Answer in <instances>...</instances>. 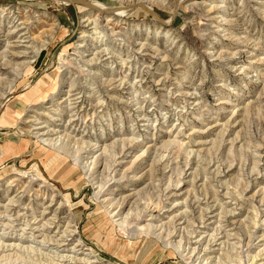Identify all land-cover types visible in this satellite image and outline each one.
Returning a JSON list of instances; mask_svg holds the SVG:
<instances>
[{
  "label": "rangeland",
  "instance_id": "rangeland-1",
  "mask_svg": "<svg viewBox=\"0 0 264 264\" xmlns=\"http://www.w3.org/2000/svg\"><path fill=\"white\" fill-rule=\"evenodd\" d=\"M263 238L264 0H0V264H264Z\"/></svg>",
  "mask_w": 264,
  "mask_h": 264
},
{
  "label": "bare ground",
  "instance_id": "bare-ground-1",
  "mask_svg": "<svg viewBox=\"0 0 264 264\" xmlns=\"http://www.w3.org/2000/svg\"><path fill=\"white\" fill-rule=\"evenodd\" d=\"M23 64H24V62H23ZM46 141H48L49 142V140L47 139ZM51 141V140H50ZM89 170V169H88ZM194 174V173H193ZM115 200V199H114ZM112 200H109V204H111V205H113V203L111 202ZM124 201H125V198H121L120 199V201H117V202H115L114 203V205H115V207H120V209H121V207H122V205L124 204ZM145 210V209H144ZM147 210V209H146ZM136 216H138V215H136ZM146 226H141L139 229H143V230H147V231H150V232H153V231H151L152 230V227L148 224H145ZM143 227V228H142ZM155 230V229H154ZM168 234V233H167ZM264 239V238H263ZM6 245H8V246H14L15 244H13V243H10V244H6ZM257 255H259V254H257ZM253 257V256H252ZM252 257H250V258H252ZM255 257V256H254ZM261 257V256H260ZM252 258V259H255V262H256V260H259V259H261V258ZM251 260V259H250ZM254 262V263H255ZM262 264V263H261Z\"/></svg>",
  "mask_w": 264,
  "mask_h": 264
}]
</instances>
